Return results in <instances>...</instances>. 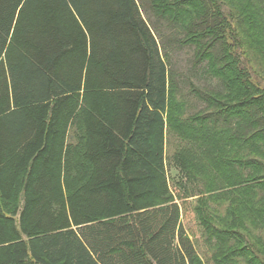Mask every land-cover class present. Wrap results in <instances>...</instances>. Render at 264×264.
Listing matches in <instances>:
<instances>
[{"label":"trees","instance_id":"trees-1","mask_svg":"<svg viewBox=\"0 0 264 264\" xmlns=\"http://www.w3.org/2000/svg\"><path fill=\"white\" fill-rule=\"evenodd\" d=\"M139 1L0 0V205L19 186L24 196L18 220L0 208V264H202L166 173L169 127L200 144L179 165L197 164L210 199L239 197L219 225L203 221L214 261L264 264L252 237L264 229V90L249 65L251 50L264 60V0H194L201 12L182 29L152 5L171 37ZM186 46L224 87L198 92L221 108L204 123L169 116L172 51Z\"/></svg>","mask_w":264,"mask_h":264},{"label":"rangeland","instance_id":"rangeland-1","mask_svg":"<svg viewBox=\"0 0 264 264\" xmlns=\"http://www.w3.org/2000/svg\"><path fill=\"white\" fill-rule=\"evenodd\" d=\"M141 1L144 2L143 15L145 19L150 23L154 22L165 37L175 35V30L171 27V24H166L167 21H164L165 17H163L164 19L160 18L162 12L159 10L158 12H154L152 10V5L155 4L158 9H161L159 5H163L165 8L169 9L170 18H175L181 29L187 26L193 18L199 16L202 7L194 0H140L139 2ZM221 1L225 5V8L231 6V2L228 4L227 0ZM248 1L249 0H239L238 3L245 5ZM251 1H253V4L259 2L258 0ZM166 16H168V14H166ZM232 27L235 31H241L243 29L240 28L235 21H233ZM177 36L180 38L182 34ZM233 50L244 59L241 54L242 50H237V46L233 48ZM172 52L173 69L177 78L179 93L178 95L175 93L171 94L169 116L172 117V119H177V123L182 122L184 124H190V122L195 121L194 119H199V122L205 120L203 118L209 113L215 115L221 108H217L216 110L213 109L212 111L208 108L207 102L200 98L198 92L223 91L224 87L221 86L220 80L210 76L207 72L206 62H200L195 58L196 50L194 47L186 46L178 49L173 48ZM249 55V65L253 70V78L256 84L264 90V60L261 54L256 50H251ZM206 122L209 126L213 123L212 119H207ZM202 123L204 122L202 121ZM178 129V127H175V129L169 127L166 137V173L172 196L180 205L182 222L188 235L196 246L201 263L219 264L214 261V255L219 251L220 245L217 243L216 239L212 237L211 232L207 230L203 221L209 222L210 225H219L220 220L216 219V217H218L216 215L225 218L227 216V207L230 206L231 209V207L236 205L237 201H235V198L238 196L233 194L223 197L222 200H215L217 198L210 199L212 195L215 196L217 194L211 195V193H205L204 180H195L193 178L197 171V164L196 167L195 165L190 167L191 171L189 172L191 174L183 171L179 163L183 161L184 165L186 159H193L192 163H196L195 161L198 159L197 154L199 152V148L197 147H200V144L186 138L183 134L182 136ZM82 135V130L78 127L72 128L69 132V143L72 144L77 155L83 148ZM224 143L225 142H223V144ZM23 204V191L19 186L13 201L10 203L1 202L0 208L4 214L14 215L18 220ZM238 209L239 214L241 208L239 207ZM231 218L232 216L229 215V219ZM252 232L253 238L254 236L262 237V241L264 242V229L260 231L253 227ZM231 244L234 245L232 249L244 247L242 243L233 244L231 241ZM219 256L221 255L219 254ZM240 262L244 264L243 261ZM227 263H229V261L225 264Z\"/></svg>","mask_w":264,"mask_h":264}]
</instances>
